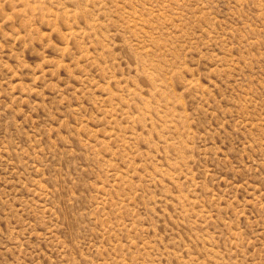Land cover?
Wrapping results in <instances>:
<instances>
[{"label":"rangeland","instance_id":"rangeland-1","mask_svg":"<svg viewBox=\"0 0 264 264\" xmlns=\"http://www.w3.org/2000/svg\"><path fill=\"white\" fill-rule=\"evenodd\" d=\"M0 264H264V0H0Z\"/></svg>","mask_w":264,"mask_h":264}]
</instances>
